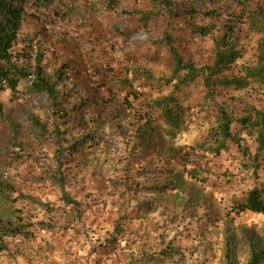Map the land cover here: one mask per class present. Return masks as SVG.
<instances>
[{"label":"trees","instance_id":"16d2710c","mask_svg":"<svg viewBox=\"0 0 264 264\" xmlns=\"http://www.w3.org/2000/svg\"><path fill=\"white\" fill-rule=\"evenodd\" d=\"M150 1L154 9L167 16L168 28L180 20L187 32V46H182L180 38L168 30L161 39L153 41L157 52L165 49L170 56L171 75L156 78L144 65L145 62L155 63L157 56L154 54H144L143 62L129 64L121 74H115L113 66L96 59L85 69L93 78V86L85 95L75 94L78 100L72 104L75 96L72 93L76 90L66 92L60 86L69 88L71 74L79 67L78 61L75 58L62 61L56 72L49 74L45 60L50 54L42 46V39L25 32V23L30 18L45 16L44 32H48L58 28L59 23L76 17L84 24L105 12L122 17L120 0H93L92 3L89 0H0V93L10 91L13 101L22 94L42 104L46 118L42 120L28 114L21 126H26L40 145L49 144L54 149L53 162L44 166L38 164L40 171L32 177L37 189L59 190L65 207L81 217L80 201L67 190L69 160L79 155L83 160H78L76 166L82 170L88 163V158L83 156L89 150L95 160L101 162L100 169L109 167L112 170L108 178V195L118 209L119 218L114 222L113 232L105 242L100 240L97 249L115 246L124 234L126 224L133 219V213L136 219H146L159 211L158 205L171 199L176 189L181 188L179 181L184 176L196 184L190 185L185 192L189 198L187 204L204 201L209 209H213L211 198L202 196L198 188L218 184L214 182V176L219 174H213L207 167L210 159L219 158L224 152L236 151L240 176L252 180L260 178L264 158V108L231 93L234 90L263 100L264 0H201V6H206L201 9L191 1ZM85 2H88L87 7L83 5ZM33 10L35 12L31 13ZM136 14V24L128 30L120 24H114L112 29L126 43L133 38L141 45L138 37L152 14ZM198 18L209 23L200 24ZM204 41L212 45L211 62L199 65L187 49ZM197 83H200L203 95L200 102L192 104L188 89ZM146 88L150 90L149 94ZM222 92H229L231 97L221 100ZM234 103L240 104L238 113L233 109ZM91 111L93 114L89 116ZM204 113L207 114L204 139L194 144H181L193 119ZM4 117V105L0 101V118ZM69 125H72L71 129L80 128V133L77 136L70 134ZM11 127L14 135L8 158L20 162L29 158L27 161L32 162L34 157L26 152L17 135L19 127L14 123ZM249 141L254 149L249 146ZM179 158L182 169L178 173L161 167L162 164L170 167ZM225 176L232 181V175ZM139 195L151 198L138 202ZM0 196L10 209L9 220H0L2 254L9 251L7 240L19 236L35 237L26 224L28 218L25 217L29 214L16 209L17 203L29 204L33 212H45L51 218L55 209L50 203L19 191L3 175H0ZM135 203L137 208H134ZM230 211L237 215L264 216V184L243 190L240 197L234 198ZM32 226L39 227L40 231L58 227L47 219ZM177 255L176 263L185 264V254L169 240L161 252L146 255L143 263L157 264L163 259L173 260ZM223 264H239L230 243L226 246ZM248 264H264V247L250 245Z\"/></svg>","mask_w":264,"mask_h":264},{"label":"rangeland","instance_id":"374dc122","mask_svg":"<svg viewBox=\"0 0 264 264\" xmlns=\"http://www.w3.org/2000/svg\"><path fill=\"white\" fill-rule=\"evenodd\" d=\"M89 1L93 2V0ZM175 1H191L198 9L206 7L201 6V0ZM78 3L81 4L80 1ZM83 5L87 7L88 2ZM119 10L122 17L105 12L99 17H91L86 24L76 17L59 23L56 26L58 28L48 32H44L45 16H41V19L30 18L25 23V32L35 38L38 37L39 40L42 39V46L50 54L45 60L49 74L56 72L58 64L62 61L74 58L78 61L79 67L71 74L69 88L61 85V90L66 92L76 90L72 95H85L86 90L93 86V78L85 70L86 65H92L93 60L96 59L102 64L113 66L115 74H121L123 68L129 64L143 62L144 54L151 56L154 54L157 56L155 63L145 62L144 65L156 78L171 75L173 64L170 56L165 49L157 52L153 41L161 39L168 30L180 38L182 46H187L189 41L186 38L187 32L183 30L184 23L176 20L172 23V27L168 28L169 19L164 12L159 13L154 9L150 0H120ZM137 12L152 14L148 24L142 26L138 37L141 45H137L133 38H129V42L126 43L118 38L117 33L112 29L114 24H120L127 30L131 28L132 24H136ZM197 20L200 24L209 23L199 18ZM187 50L190 51V57L199 65L211 62L212 45L209 41L200 42ZM100 79L102 81L104 76H100ZM146 89L149 94L150 90ZM21 90L23 91L24 88L21 87ZM231 94L238 98L244 97L248 102L264 108V97L261 101L247 93L238 94L233 90ZM231 94L222 92L221 100H227ZM202 95L203 89L200 83L188 89V98L192 104L200 102ZM78 96H74L71 100L72 104L77 102ZM12 98L10 91L0 93V101L5 109V117L0 118V175L5 176L24 194L34 195L41 201L50 203L55 212L51 218L47 217L45 212H33L29 204L17 203L16 209L24 211L26 215L29 214L25 217L28 218L26 224L35 237L27 239L19 236L15 240H7L9 251L0 254V264H130L131 262L144 264L146 255L161 252L169 240H173L174 247L185 254L187 259L185 264H223L228 243L234 248L238 263L248 264L250 245L253 243L259 248L264 247V216L253 213L237 215L230 211L234 198L240 197L243 190H250L256 184H264V158L259 172L260 178L252 180L240 176V160L236 151L232 149L231 152H224L221 157L210 159L208 162L207 168L211 169L213 174H219L217 177L214 176L216 180L214 182L218 184L207 187L201 185L198 188L202 196L211 198L213 209H209L204 201L187 204L189 198L185 192H188L187 188L190 185L196 184L188 176H184L179 181L181 188L176 189V194H173L171 199L162 201L158 205L159 211L146 219H136L133 213V219L126 224L125 232L119 242L115 246L97 249L100 240L105 242L113 232L114 222L119 218L118 209L111 203L108 195L111 168L100 169L101 162L98 163L89 150L83 156L88 158V163L83 165L82 170L81 167L76 166L78 160H83L79 155L71 160L72 162L69 160L70 184L67 190L80 201L81 217L76 211L65 207L59 190L37 189L32 177L40 171L38 164L44 166L53 162L51 156L54 149L49 144L40 145L26 126L21 124L25 123L28 114L43 120L46 118L45 112L42 104L22 94L14 101ZM239 108L240 104L234 103L233 109L236 113L239 112ZM90 113L89 116L93 111ZM206 119V113L194 118L190 131L182 138L181 144L201 142L206 136ZM11 123L19 127L17 135L19 140H22L26 152L30 157H34L32 162L27 161L29 158L25 162L8 158V152H11L10 140L14 135ZM69 128L73 136L80 133V128L71 129L72 125H69ZM249 146L251 149L255 148L250 141ZM161 167L165 170L173 169L175 173L182 169L180 158L170 167L166 164H162ZM225 175H232V181H229L231 179ZM148 198L151 197L139 195L136 199L138 202H143ZM134 208H137V203L134 204ZM29 209L31 211L28 213ZM30 213L37 215L31 216ZM9 218L10 209L0 196V220L6 222ZM46 219L58 227L50 231H40L39 227L32 226ZM178 260L177 255L173 260L163 259L157 264H178L176 263Z\"/></svg>","mask_w":264,"mask_h":264}]
</instances>
